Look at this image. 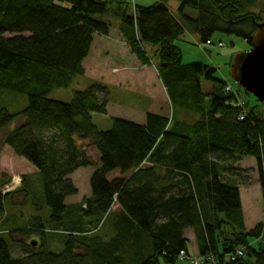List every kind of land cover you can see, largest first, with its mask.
Instances as JSON below:
<instances>
[{
	"label": "trees",
	"instance_id": "16d2710c",
	"mask_svg": "<svg viewBox=\"0 0 264 264\" xmlns=\"http://www.w3.org/2000/svg\"><path fill=\"white\" fill-rule=\"evenodd\" d=\"M173 1L178 18L169 0H0V156L7 147L35 169L16 192L33 212L24 224L5 217L16 194L0 193V264H175L180 252L210 255L217 264H264V224L245 230L237 188L249 180L238 164L254 159L264 214V105L243 100L229 73L215 78V68L184 64L175 44L188 30L204 45L224 34L250 47L264 3L255 12L259 0ZM110 20L142 66H154L145 47L153 51L172 109L195 120L146 112L143 125L112 119L102 131L92 114H107L104 85L74 93L69 103L48 98L84 75L94 37H107ZM203 81L212 84L208 93ZM227 85L234 93L224 92ZM12 97H23V108L14 110ZM80 142L95 150L97 163ZM86 168L89 196L66 204L77 195L70 177ZM14 237L28 241L18 259L9 250ZM238 250L243 257L224 262Z\"/></svg>",
	"mask_w": 264,
	"mask_h": 264
},
{
	"label": "rangeland",
	"instance_id": "374dc122",
	"mask_svg": "<svg viewBox=\"0 0 264 264\" xmlns=\"http://www.w3.org/2000/svg\"><path fill=\"white\" fill-rule=\"evenodd\" d=\"M155 1L156 0H134V3L137 6H151ZM263 3L264 0H259L254 11L258 12ZM178 6L179 4L173 0L167 2L168 9L177 18L179 17L177 13ZM187 14L190 16L197 15L192 11H188ZM110 21L112 24L109 31L110 34L105 37L107 38V44L109 46L105 47L98 44L99 37L96 36L94 47L84 62V75L73 78L67 88L53 91L48 98L60 103H69L74 93L83 92L95 83L104 85L108 91L107 114H92L93 124L98 130L102 131L111 128L112 119H121L136 124L141 123L144 119L145 112L160 114L169 119L173 117L176 120L180 119L185 122L195 120V116L192 114L184 113L174 108L172 109L155 70L153 51L150 52V48L145 47L154 64V66H148L150 69L146 72L144 66L139 63L135 55L130 52L128 46L124 42L118 29V21ZM219 43L222 45L221 48L217 46ZM175 44L181 50L184 64L200 63L204 66H210L216 69L215 78H223L226 80L229 78L228 73L230 74L229 66H231L235 57L250 50V47L243 40L224 34H216L211 39V44L214 46H206L200 43L197 35L188 30L185 31L181 39ZM108 50L110 52H107ZM211 87V83L205 81L201 82V90L204 93H208ZM240 97L250 105L257 103L253 96L245 94L244 91H242V96ZM11 99L13 103L18 101L14 110L21 109L25 105V99L23 97H12ZM259 115L264 118V114L259 113ZM16 124L12 125L10 129H13ZM141 124H143V122ZM0 138H2V136H0ZM79 145L93 162H98V155L93 148L89 147L86 142H80ZM240 166H243L249 171L248 177L250 187L247 190L248 194L246 193V200L243 198L242 202L245 212L247 209H251L252 211V214L246 219L248 230H252L253 224L262 221V215L263 222L261 224H264L262 196L254 159L244 158ZM91 173L92 169L86 168L80 169L72 175L71 181L77 189V195L67 199L66 204L79 203L83 198L89 196V178ZM34 174L35 169L29 163L23 159L17 158L9 148L3 147L0 156V193L3 194V191H5V194H16L20 188L19 186L13 188L14 182H21L24 175H30L31 177V175ZM30 182H32V180ZM11 200L12 202L10 203L6 202L5 217L10 219L14 217V223H17V225L24 224L32 218L33 212L31 208L26 205L27 203H25L26 201L21 194H16ZM3 220L4 217L0 219V230H5L2 222ZM14 241L19 244V246L17 244H10L8 240L10 246L9 250L12 259H18L25 255L23 252V244L28 243V241L19 240L17 237H14ZM52 248L58 249V242H53ZM248 261L251 264L255 262L254 259H249ZM158 264L166 263L160 260ZM175 264L191 263L184 260L177 261Z\"/></svg>",
	"mask_w": 264,
	"mask_h": 264
},
{
	"label": "water",
	"instance_id": "95a60500",
	"mask_svg": "<svg viewBox=\"0 0 264 264\" xmlns=\"http://www.w3.org/2000/svg\"><path fill=\"white\" fill-rule=\"evenodd\" d=\"M230 78L240 89L264 105V18L256 25L250 50L233 60ZM32 246L35 247L36 243H32Z\"/></svg>",
	"mask_w": 264,
	"mask_h": 264
},
{
	"label": "crops",
	"instance_id": "0c3cea01",
	"mask_svg": "<svg viewBox=\"0 0 264 264\" xmlns=\"http://www.w3.org/2000/svg\"><path fill=\"white\" fill-rule=\"evenodd\" d=\"M109 34H110V32H109ZM118 35V34H117ZM95 38H96V36L94 37V40H93V44H92V46H91V49H90V52H89V55H90V53H91V51H92V49H93V47H94V44H95ZM104 42V43H103ZM98 44H100V45H102V46H109L108 44H107V38H105V37H100L99 36V40H98V42H97ZM106 43V44H105ZM107 52H110L109 50L107 51ZM88 55V56H89ZM88 58V57H87ZM86 58V59H87ZM85 59V60H86ZM85 60L83 61V63H82V66L84 67V62H85ZM144 69H146V72L150 69L149 67H145L144 66ZM150 113H152V112H150ZM145 114H146V112L144 113V119H143V124H144V122H145ZM182 121V120H181ZM141 122V123H142ZM141 123H137V124H139V125H143V124H141ZM188 123V122H187ZM108 127V126H107ZM108 129V128H107ZM242 162V161H241ZM240 162V163H241ZM240 163L238 164V166H239V168L240 169H245L243 166H240ZM246 170V169H245ZM116 177H118V175H117V173L115 172V173H112L111 174V176L109 177L110 179H113V178H116ZM70 179L72 180V176L70 177ZM250 187V185H249V180H248V182H245V184H238V186H237V188H238V191H239V197H240V203H241V209H242V214H243V219H244V227H245V230L246 231H249L248 230V228H247V218H248V216H250L251 214H252V211H251V209H247V213L244 211V206H243V202H242V200H243V198L246 200V198H247V190H248V188ZM247 193V194H246ZM118 210V207L117 206H113V208H112V211H117ZM262 213V212H261ZM263 222V215H262V221H260V222H258V223H256V224H253V228L255 227V226H257L258 224H261ZM252 228V229H253ZM263 236H264V228H263ZM184 237H185V239L188 241V249H189V254H191V255H194V254H196L197 253V249H196V243H195V238H194V234H193V232L191 231V230H188V231H185L184 232Z\"/></svg>",
	"mask_w": 264,
	"mask_h": 264
},
{
	"label": "built area",
	"instance_id": "2783aa9c",
	"mask_svg": "<svg viewBox=\"0 0 264 264\" xmlns=\"http://www.w3.org/2000/svg\"><path fill=\"white\" fill-rule=\"evenodd\" d=\"M209 45H210V43L207 42L206 46H209ZM218 46H219V48L222 47L221 44H218ZM224 92L225 93H234L233 88L229 85H227L225 87ZM237 106H243V103L240 100H238ZM19 184H20L19 181H18V183L14 182L13 188H17L19 186ZM7 192H8V190H7ZM4 193H5V191H4ZM262 242L264 244V239ZM239 257H243V251L242 250H238L234 254H231V255H226L224 257V262L225 263L233 262ZM184 260L190 262L191 264H217L216 260L213 257H211L210 255L188 257L183 252H180L178 257H177V261H184Z\"/></svg>",
	"mask_w": 264,
	"mask_h": 264
}]
</instances>
